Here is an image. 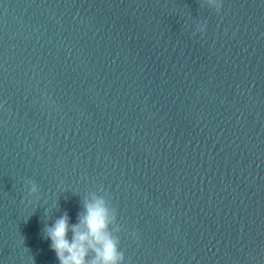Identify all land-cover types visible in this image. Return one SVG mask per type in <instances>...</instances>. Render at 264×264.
I'll return each instance as SVG.
<instances>
[{"label": "clouds", "instance_id": "1", "mask_svg": "<svg viewBox=\"0 0 264 264\" xmlns=\"http://www.w3.org/2000/svg\"><path fill=\"white\" fill-rule=\"evenodd\" d=\"M207 3L214 6L217 13L220 12V0H207ZM27 191L29 196L40 199L35 181H27ZM82 207L77 223L70 224L65 212L51 226L44 227V236L51 241L50 248L59 264H124L120 238L113 235L112 229L117 221L116 209L104 197L95 194L85 199Z\"/></svg>", "mask_w": 264, "mask_h": 264}]
</instances>
